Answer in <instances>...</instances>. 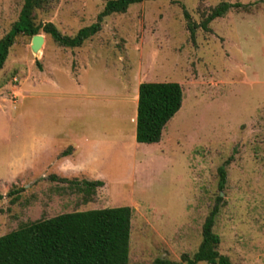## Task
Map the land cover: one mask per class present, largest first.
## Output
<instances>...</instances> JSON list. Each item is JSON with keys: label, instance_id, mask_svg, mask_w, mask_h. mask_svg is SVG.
Masks as SVG:
<instances>
[{"label": "rangeland", "instance_id": "1", "mask_svg": "<svg viewBox=\"0 0 264 264\" xmlns=\"http://www.w3.org/2000/svg\"><path fill=\"white\" fill-rule=\"evenodd\" d=\"M23 1L0 0V40ZM108 1L48 0L34 23L73 37ZM220 3L240 6L203 30ZM100 25L78 48L59 47L40 31L38 56L26 36L8 52L0 71V237L67 213L129 207L128 264L180 262L197 251L217 206L218 253L232 264H264V0L146 1ZM140 83L179 84L181 108L157 146L134 139L121 148ZM42 123L50 144L68 154L67 136L99 140L105 184L94 196L29 172Z\"/></svg>", "mask_w": 264, "mask_h": 264}, {"label": "trees", "instance_id": "2", "mask_svg": "<svg viewBox=\"0 0 264 264\" xmlns=\"http://www.w3.org/2000/svg\"><path fill=\"white\" fill-rule=\"evenodd\" d=\"M146 1L154 0H110L95 24L69 37L63 36L51 23L35 25L34 12L43 8L48 0H24L17 21L0 40V71L19 36L32 38L42 31L59 47L78 48L100 31L103 18L125 13L131 5ZM239 6L220 3L211 9L201 28L207 29L212 21ZM190 32H193L192 28ZM181 103L182 90L177 83H140L137 89L135 142L158 143L164 127L180 110ZM67 154L66 151L60 156ZM218 176V186L222 189L225 179L223 167L219 168ZM62 181L75 184L87 198L94 196L95 190L103 186L99 181ZM217 200H220L219 196ZM131 213L129 207L106 208L27 223L0 237V264H128ZM216 214L217 206L202 225L201 242L192 257L184 255L180 262L156 259L152 264H232L217 251L220 239L213 233Z\"/></svg>", "mask_w": 264, "mask_h": 264}, {"label": "crops", "instance_id": "3", "mask_svg": "<svg viewBox=\"0 0 264 264\" xmlns=\"http://www.w3.org/2000/svg\"><path fill=\"white\" fill-rule=\"evenodd\" d=\"M137 89L136 88V104H137ZM52 102H61L60 97H54L51 99ZM135 104V107H136ZM135 118L136 111H134V122L130 130L125 133H122L119 137V145L121 148L124 143H132L135 139ZM43 126H40V132L36 133L35 142V163L34 169L36 171H29L35 173L36 177L43 179L50 176H57L59 178L69 180H75L77 182H93L99 181L105 184L104 180V171H99L101 169V164L99 163V150L100 142L99 140L91 141L85 136H67L69 138L70 146L67 149L71 148V151L66 156L61 157L60 154L63 153V148L61 146L54 147L52 143L54 136L49 135L45 130L44 123ZM63 132V131H60ZM128 133V134H127ZM65 134V133H64ZM56 136H61V133ZM123 144V145H122ZM133 144V143H132ZM157 144V143H156ZM156 144H140L145 146H157ZM107 145H109L107 143ZM113 146V143L110 145ZM40 168V169H39ZM34 176V175H32ZM70 193V192H69ZM66 195V194H65ZM68 195V194H67ZM60 197V196H59ZM42 198V197H41ZM87 203L90 204L89 200ZM90 210H99V209H90Z\"/></svg>", "mask_w": 264, "mask_h": 264}, {"label": "water", "instance_id": "4", "mask_svg": "<svg viewBox=\"0 0 264 264\" xmlns=\"http://www.w3.org/2000/svg\"><path fill=\"white\" fill-rule=\"evenodd\" d=\"M44 44V37L42 35H35L31 38L30 50L35 55L38 56L40 49Z\"/></svg>", "mask_w": 264, "mask_h": 264}]
</instances>
